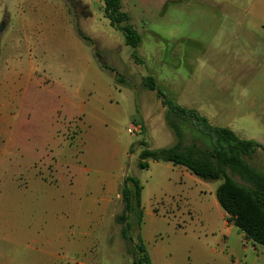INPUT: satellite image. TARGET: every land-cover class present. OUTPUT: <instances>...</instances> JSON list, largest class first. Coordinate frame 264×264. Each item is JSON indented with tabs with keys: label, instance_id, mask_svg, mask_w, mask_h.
<instances>
[{
	"label": "rangeland",
	"instance_id": "rangeland-1",
	"mask_svg": "<svg viewBox=\"0 0 264 264\" xmlns=\"http://www.w3.org/2000/svg\"><path fill=\"white\" fill-rule=\"evenodd\" d=\"M118 5L139 39L136 48L106 18L103 0H0V29L8 24L0 31L5 96L19 101L33 63L42 85L37 99L67 94L64 115L75 118L63 135L43 140L49 146L34 171L25 170L28 158L16 148L2 161L0 264H148L145 253L149 264H264V248L228 223L219 206L221 181L205 182L166 162L139 167L143 149L178 141L159 92L264 148V0ZM23 22L34 31L30 47ZM171 122L185 144H209L190 124ZM246 163L264 173V152ZM33 173L38 182L27 178ZM126 177L143 186L141 221L129 214L121 221Z\"/></svg>",
	"mask_w": 264,
	"mask_h": 264
},
{
	"label": "trees",
	"instance_id": "trees-1",
	"mask_svg": "<svg viewBox=\"0 0 264 264\" xmlns=\"http://www.w3.org/2000/svg\"><path fill=\"white\" fill-rule=\"evenodd\" d=\"M103 1L106 18L112 26L123 31L127 44L136 48L139 39L131 28L124 26L126 17L118 13V0ZM79 35L93 45L87 37L81 33ZM147 86L151 90L156 89L153 78L147 79ZM159 96L167 109L166 119L176 133L178 141L170 148L143 149L139 155V167L145 169L149 168L150 162H166L187 169L205 182L221 181L215 196L228 217V223L233 224L255 245L264 248V173L252 169L246 163L248 158L260 150L264 152V148L254 141L241 140L230 129L211 125L199 112L178 106L164 93L159 92ZM172 119L190 124L198 134L209 141V144H185L183 134L171 122ZM231 174H240L247 185L236 182ZM142 192L143 186L138 179L126 177L122 191L125 205L122 222L129 221L132 215L140 218V221L143 219ZM128 214L131 216L128 217ZM128 231L125 224L123 236L126 238ZM139 248L141 252H146L144 245ZM145 260L150 263L146 253Z\"/></svg>",
	"mask_w": 264,
	"mask_h": 264
},
{
	"label": "crops",
	"instance_id": "crops-1",
	"mask_svg": "<svg viewBox=\"0 0 264 264\" xmlns=\"http://www.w3.org/2000/svg\"><path fill=\"white\" fill-rule=\"evenodd\" d=\"M6 27L8 24L6 23ZM5 27V28H6ZM29 24L23 22L21 36L25 40L27 47H30V40L34 31L28 29ZM36 68L33 63L29 64L27 78L30 84L20 89L24 94L19 101H13L10 95L5 96L7 92L0 88V169L2 161L9 154L10 150L18 149L26 160L28 158L26 171H34L37 163L40 162L42 150L49 146V143L43 140H51L63 135L67 122L74 119H68L64 113L70 104L67 94L50 93V101H40L38 96L41 95L42 85L39 83L35 74ZM60 99L58 103L57 100ZM16 104V105H15ZM17 110L19 115L13 116L11 111ZM63 122V125H61ZM19 172H22L20 170ZM31 183L39 181L38 175L33 173L28 175ZM41 180V179H40ZM120 179L116 180L114 196L119 199L118 189ZM18 235L24 237L25 232L18 230ZM6 237V236H3Z\"/></svg>",
	"mask_w": 264,
	"mask_h": 264
},
{
	"label": "water",
	"instance_id": "water-1",
	"mask_svg": "<svg viewBox=\"0 0 264 264\" xmlns=\"http://www.w3.org/2000/svg\"><path fill=\"white\" fill-rule=\"evenodd\" d=\"M4 28H5V26L3 25V26L1 27V29H0V31H3V30H4Z\"/></svg>",
	"mask_w": 264,
	"mask_h": 264
},
{
	"label": "built area",
	"instance_id": "built-area-1",
	"mask_svg": "<svg viewBox=\"0 0 264 264\" xmlns=\"http://www.w3.org/2000/svg\"><path fill=\"white\" fill-rule=\"evenodd\" d=\"M130 133L132 132V130L130 129V130H128Z\"/></svg>",
	"mask_w": 264,
	"mask_h": 264
}]
</instances>
